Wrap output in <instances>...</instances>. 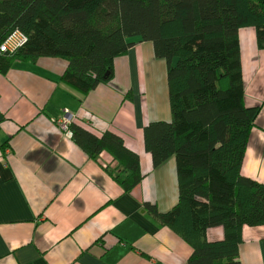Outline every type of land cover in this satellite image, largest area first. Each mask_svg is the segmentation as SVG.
<instances>
[{"label": "trees", "instance_id": "16d2710c", "mask_svg": "<svg viewBox=\"0 0 264 264\" xmlns=\"http://www.w3.org/2000/svg\"><path fill=\"white\" fill-rule=\"evenodd\" d=\"M241 27H253L264 47V0H0V44L15 30L26 35L0 54V75L15 61L62 58L58 80L84 96L111 81L115 58L151 42L166 63L171 118L143 126L144 148L153 167L175 158L178 200L164 213L150 201L142 206L189 245L186 264H240L242 227L264 224V183L241 173L259 111L244 102ZM67 122L89 159L102 165L101 153L111 157L113 165L102 168L123 192L146 176L121 137ZM216 226L223 240L208 242L206 231Z\"/></svg>", "mask_w": 264, "mask_h": 264}, {"label": "crops", "instance_id": "0c3cea01", "mask_svg": "<svg viewBox=\"0 0 264 264\" xmlns=\"http://www.w3.org/2000/svg\"><path fill=\"white\" fill-rule=\"evenodd\" d=\"M238 40L244 102L259 107L241 173L264 183V47L253 27H241ZM65 66L40 57L0 75V264H186L189 245L142 206L164 213L178 200L175 158L153 167L143 142L145 124L171 118L165 60L151 42H136L114 59L111 81L84 96L58 80ZM59 118L115 133L146 176L123 192L102 168L111 157L89 159ZM205 236L221 241L224 229ZM237 255L240 264H264V224L242 227Z\"/></svg>", "mask_w": 264, "mask_h": 264}, {"label": "built area", "instance_id": "2783aa9c", "mask_svg": "<svg viewBox=\"0 0 264 264\" xmlns=\"http://www.w3.org/2000/svg\"><path fill=\"white\" fill-rule=\"evenodd\" d=\"M25 41L26 35L19 30H15L9 34L0 44V54L2 52H13L17 47L23 45ZM57 125L66 136H71L67 119H57Z\"/></svg>", "mask_w": 264, "mask_h": 264}, {"label": "bare ground", "instance_id": "6f19581e", "mask_svg": "<svg viewBox=\"0 0 264 264\" xmlns=\"http://www.w3.org/2000/svg\"><path fill=\"white\" fill-rule=\"evenodd\" d=\"M4 41V40H3Z\"/></svg>", "mask_w": 264, "mask_h": 264}]
</instances>
